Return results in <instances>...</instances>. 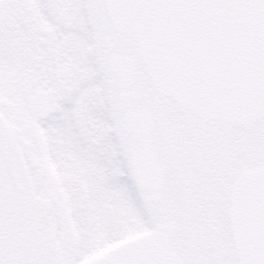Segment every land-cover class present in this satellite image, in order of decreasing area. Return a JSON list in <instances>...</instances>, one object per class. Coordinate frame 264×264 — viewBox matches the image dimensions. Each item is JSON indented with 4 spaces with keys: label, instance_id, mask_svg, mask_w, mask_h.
I'll return each mask as SVG.
<instances>
[{
    "label": "snow or ice",
    "instance_id": "1",
    "mask_svg": "<svg viewBox=\"0 0 264 264\" xmlns=\"http://www.w3.org/2000/svg\"><path fill=\"white\" fill-rule=\"evenodd\" d=\"M0 264H264V0H0Z\"/></svg>",
    "mask_w": 264,
    "mask_h": 264
}]
</instances>
